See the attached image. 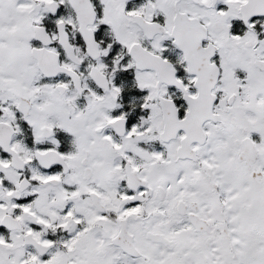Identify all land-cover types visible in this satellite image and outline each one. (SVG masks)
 Returning a JSON list of instances; mask_svg holds the SVG:
<instances>
[{
	"label": "snow or ice",
	"instance_id": "1",
	"mask_svg": "<svg viewBox=\"0 0 264 264\" xmlns=\"http://www.w3.org/2000/svg\"><path fill=\"white\" fill-rule=\"evenodd\" d=\"M0 264H264V0H0Z\"/></svg>",
	"mask_w": 264,
	"mask_h": 264
}]
</instances>
